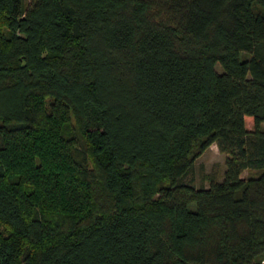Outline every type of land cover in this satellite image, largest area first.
<instances>
[{
    "label": "trees",
    "instance_id": "trees-1",
    "mask_svg": "<svg viewBox=\"0 0 264 264\" xmlns=\"http://www.w3.org/2000/svg\"><path fill=\"white\" fill-rule=\"evenodd\" d=\"M263 259L264 0H0V264Z\"/></svg>",
    "mask_w": 264,
    "mask_h": 264
},
{
    "label": "rangeland",
    "instance_id": "rangeland-1",
    "mask_svg": "<svg viewBox=\"0 0 264 264\" xmlns=\"http://www.w3.org/2000/svg\"><path fill=\"white\" fill-rule=\"evenodd\" d=\"M28 0H26L27 2ZM242 58L248 57L245 52L241 53ZM215 69L220 72L219 64ZM245 125L247 129H252L253 123L250 119H246ZM225 169V154L219 152L215 144L210 145L194 162L191 169L184 177L186 182L191 183L194 187H208L211 181H221ZM247 172L244 171L241 177H246ZM193 207V204H190ZM264 264V259H263Z\"/></svg>",
    "mask_w": 264,
    "mask_h": 264
}]
</instances>
